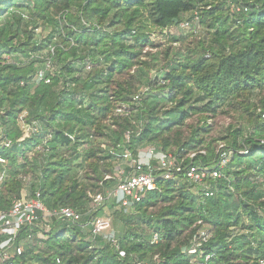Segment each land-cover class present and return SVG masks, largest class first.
<instances>
[{"label":"trees","instance_id":"1","mask_svg":"<svg viewBox=\"0 0 264 264\" xmlns=\"http://www.w3.org/2000/svg\"><path fill=\"white\" fill-rule=\"evenodd\" d=\"M195 11L208 38L175 49L172 57L167 49L163 71L150 77L159 53L144 49L159 45L156 39L179 41L170 29ZM50 47L54 69L44 83L35 74ZM6 54L13 61L0 62V134L9 142L0 143L6 161L0 164V211L38 191L47 209L70 207L82 217L76 224L53 219L37 240L41 245L24 242L23 229L22 253L2 264L264 260V0H0V60ZM140 87L147 91L135 100ZM241 99L248 124L219 139L232 154L223 176L208 179L212 195L182 177L159 179L126 208L92 209L89 193L115 185L104 177L114 174L125 151L136 159L148 145L175 154L196 150L197 165H213L218 139L207 137V115ZM118 105L129 113L114 115ZM22 112L39 124V133L24 136ZM193 115L199 123L184 136L181 127ZM244 149L248 154L240 153ZM105 209L116 245L92 234L90 221ZM195 242L201 245L189 253Z\"/></svg>","mask_w":264,"mask_h":264},{"label":"built area","instance_id":"2","mask_svg":"<svg viewBox=\"0 0 264 264\" xmlns=\"http://www.w3.org/2000/svg\"><path fill=\"white\" fill-rule=\"evenodd\" d=\"M188 17V16H187ZM183 20L178 28L190 29L196 32V27H199L198 16L196 11L191 19ZM37 28L35 31L37 32ZM54 47H50L44 58L43 67L38 69L35 74L37 81L50 82V73L54 67L52 64V55ZM208 56V55H207ZM10 55H3L1 63L12 62ZM92 65L86 61L85 69H91ZM147 91L143 88L138 92L134 99ZM129 107L126 105H118L114 110V115L122 116L129 113ZM264 117V112L261 114ZM30 135L40 132L39 124L35 121L26 124ZM24 136H30L25 132L24 127L21 128ZM51 137V133H47L43 137L45 143ZM129 134L126 133V139ZM263 142V141H262ZM2 144L8 145L9 142L2 141ZM104 147V145H102ZM218 159L211 166H201L196 164V150L188 151L185 154H175L158 149L156 146L148 145L138 149L137 158L133 159L129 151L123 154L124 167L116 166L113 175H105L104 180L113 179L116 181L112 187L103 188L97 193H89L93 210L98 208H106L108 204L116 203L120 207H128L130 204L139 202L144 194L158 187L159 179H178L182 177L185 181L193 186H200L205 191V195H212L208 179L215 180L223 176L222 169L228 164L232 151L227 150L223 144L218 145ZM199 153H204L200 150ZM241 154H248L246 149L240 151ZM5 159L0 155V164H5ZM128 167V168H126ZM122 168V169H121ZM82 215L70 207H60L49 210L40 199V193L37 191L34 195L28 197H16L12 200L10 207L7 210L0 211V264L10 262L14 256L22 253V243L19 242V236L23 229H27L26 239L31 240L34 236L33 231L37 234L42 231L48 232L51 229V221H66L69 224H76L81 220ZM92 234L102 235L107 241L116 245L117 239L115 231L111 226V217L105 211L101 216H95L90 221ZM201 236L207 237L204 232H200ZM158 239L154 235L153 242ZM196 241V239H194ZM200 242H195L189 253H195ZM141 264V263H137ZM264 264L263 259H259L256 263Z\"/></svg>","mask_w":264,"mask_h":264},{"label":"rangeland","instance_id":"3","mask_svg":"<svg viewBox=\"0 0 264 264\" xmlns=\"http://www.w3.org/2000/svg\"><path fill=\"white\" fill-rule=\"evenodd\" d=\"M235 11V9L233 10ZM186 16L189 15H185V19ZM37 33L40 34H47L48 30L46 29L45 31H42L41 28H37ZM36 32V31H35ZM170 34L175 35L177 38H179L180 40L177 42H171V41H167L164 42L162 41L164 38L162 39H156L155 43H160L159 45H155L154 47H150V45L148 47H146L144 49V51L148 52L152 51V53L157 52L159 53V57L157 58V61H155L154 63V67L151 68V70L149 71V76L150 77H155L157 73H159L160 71H163L167 60L165 59V53L168 51L167 49H171V53L170 57H172L175 53V49H192L194 48V46L196 45V40H205L208 38V34H207V30L203 27L200 26L199 23V27H196V32H192V30L190 29H182V28H178V27H172L170 29ZM161 40V41H160ZM47 52L46 50H43L41 53L43 55V57H45ZM146 58V57H145ZM92 65V63H90ZM85 72V71H84ZM133 72V71H132ZM146 73V71H145ZM117 80H119L118 78H116ZM163 83V82H161ZM143 89V87H140L138 92H140ZM167 91H165L164 93H166ZM165 94H162L161 96H164ZM252 99H257V95H253ZM242 101V99L240 101H235L232 105H227L225 107L219 108L217 110V113L213 116H209L207 115V122L210 125L211 129L210 132L208 134V139L209 140H213V139H218V141L214 142V145H217V149H218V145L221 143L223 145L225 144V140H219L221 137H224L226 135H229L233 129H236L240 126L242 127H246L247 126V122L249 119V113L248 111H245V109L243 108V104H237L240 103ZM253 101V100H252ZM251 111H253V109H251ZM26 116V112H22L19 117H18V125L20 126V128L24 127L25 132H27L29 135L31 133V131H28L26 128V124L28 123L27 119L25 118ZM199 116L197 115H193L191 116L186 123L181 127V131L183 133L184 136H188L189 133L191 132L192 128L199 123ZM108 123L111 122L107 121ZM87 130V129H86ZM91 133H93V130L91 131ZM1 134H0V143L2 142L1 140ZM86 144L83 145V147ZM82 147V146H81ZM124 160L118 161L116 166H121L122 168L124 167L123 164ZM121 168V169H122ZM29 176H27L23 181L24 184L26 186H28L29 184ZM105 211L107 213H109V210L105 209ZM113 229V228H112ZM114 230V229H113ZM205 231V230H202ZM43 235L41 233L35 234L32 238V240H27L24 239V242L29 243L30 244H37V240L42 238ZM37 238V239H36ZM37 245H41L40 243H38ZM194 260V259H193Z\"/></svg>","mask_w":264,"mask_h":264}]
</instances>
